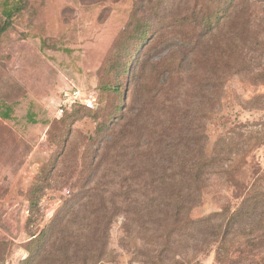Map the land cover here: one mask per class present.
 <instances>
[{"label":"trees","instance_id":"1","mask_svg":"<svg viewBox=\"0 0 264 264\" xmlns=\"http://www.w3.org/2000/svg\"><path fill=\"white\" fill-rule=\"evenodd\" d=\"M7 4L0 42L14 17L27 7V0ZM153 51L166 53L154 62L150 57ZM263 62L264 0H138L103 68L114 80L102 86L105 91L119 94L121 84L137 75L141 82V92L128 111L129 87L126 90L122 107L127 112L125 122L111 133L102 158L114 163L109 168L113 181L101 190L88 180L45 231L33 234L31 254L23 264H95V253L100 250H83L80 257L72 241L105 240L113 219L124 213L129 234L138 224L152 240L185 241L210 232L224 243L241 236L246 228L262 232L264 176L249 188L232 182L237 189L246 190L234 210L225 207L203 220H191L190 215L211 179L230 177L236 160L247 158L254 141L261 145L264 140V129L248 134L243 132L247 125H235L219 137L212 150L208 147L209 127L224 109L228 81L232 77L250 78L257 86H264ZM96 93V109L74 106L60 119L66 117L65 121L74 125L81 120V111L98 112L101 100ZM240 106L245 111H264V94ZM1 116L7 119L10 114ZM103 144L107 143H99L96 161ZM101 166L100 162L96 170ZM107 195H111L110 201ZM41 198L36 187L32 189L29 199L33 210ZM62 232L63 241H57L56 235ZM263 237L261 233L259 241ZM1 248L0 244V254ZM59 251L62 258L55 255ZM143 264L166 261L153 257Z\"/></svg>","mask_w":264,"mask_h":264},{"label":"rangeland","instance_id":"2","mask_svg":"<svg viewBox=\"0 0 264 264\" xmlns=\"http://www.w3.org/2000/svg\"><path fill=\"white\" fill-rule=\"evenodd\" d=\"M17 1L0 0V25L5 20L2 17L5 3L12 6ZM137 2L27 0L25 10L14 17L12 26L2 35L0 259L3 264L25 263L31 254L33 234L45 231L64 205L83 191L88 180H92L93 188L100 185L101 190L112 183L109 168L114 163L102 158L111 133L125 122L127 112L122 107L126 90L129 87L128 111L135 95L141 92V82L137 75L121 84L119 94L105 91L102 86L114 80L103 68ZM165 53L153 51L151 60L160 61ZM72 85L89 91L96 89L101 100L98 112L81 111L82 118L74 125L71 120L65 121L66 117L56 118L60 96ZM260 94H264V86H257L250 78L232 77L228 81L224 109L209 127V150L235 125H247L243 132L248 134L264 129V111H245L240 106ZM7 112L10 117L2 118ZM102 141L107 144H103L96 161ZM250 151L247 158L236 160L230 177L211 179L198 206L192 210L191 220L206 219L225 207L233 210L239 207L246 190L237 189L232 182L249 188L255 179L264 176V140L261 145L254 141ZM100 162L102 166L97 173ZM35 187L42 198L33 210L29 195ZM109 191L113 189L110 187ZM107 199L110 201L111 195ZM50 211H55L53 217L48 216ZM126 222L125 213L115 217L105 240L72 241L74 252L78 251L81 257L85 254L83 250L99 249L93 259L95 264H143L153 257L164 259L166 264H264V237L259 241L264 229L253 232L246 228L241 236L224 243L210 232L192 240L167 242L152 240L138 224L129 234ZM71 236L68 238L73 239ZM63 237L64 232L56 235L57 241H63L60 239ZM55 255L62 258L60 251Z\"/></svg>","mask_w":264,"mask_h":264},{"label":"built area","instance_id":"3","mask_svg":"<svg viewBox=\"0 0 264 264\" xmlns=\"http://www.w3.org/2000/svg\"><path fill=\"white\" fill-rule=\"evenodd\" d=\"M74 106H83L90 109L98 107V96L95 89L85 90L78 85H72L70 90L64 91L60 96V105L56 111V118H62L67 110ZM69 192L65 191L64 195L68 196ZM55 211H50L48 216L54 215Z\"/></svg>","mask_w":264,"mask_h":264}]
</instances>
